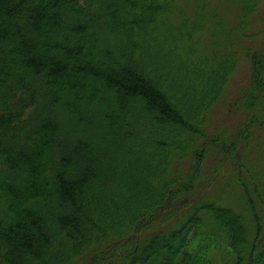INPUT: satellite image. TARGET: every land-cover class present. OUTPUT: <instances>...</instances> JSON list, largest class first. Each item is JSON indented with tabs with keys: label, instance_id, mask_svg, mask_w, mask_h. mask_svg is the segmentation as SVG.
Masks as SVG:
<instances>
[{
	"label": "trees",
	"instance_id": "1",
	"mask_svg": "<svg viewBox=\"0 0 264 264\" xmlns=\"http://www.w3.org/2000/svg\"><path fill=\"white\" fill-rule=\"evenodd\" d=\"M261 1L0 0V264H264Z\"/></svg>",
	"mask_w": 264,
	"mask_h": 264
},
{
	"label": "rangeland",
	"instance_id": "2",
	"mask_svg": "<svg viewBox=\"0 0 264 264\" xmlns=\"http://www.w3.org/2000/svg\"><path fill=\"white\" fill-rule=\"evenodd\" d=\"M215 4V3H211ZM222 12L228 20H235L238 16L237 9L235 6H230L228 4L221 5ZM258 10L254 12L251 17H249V23L246 31L252 30V32L257 33L260 31L262 23L258 20V14L264 9V0L258 4ZM258 41H243L241 45L251 46L253 49H257V45L260 44L262 35H257ZM237 65L231 74V77L222 92V95L217 99V101L211 106L209 123L207 124V132L211 133L213 130H218L224 133L228 137H232L234 132L238 129L240 124L245 123V117L247 109L244 106H239V101L237 105L236 100L241 96L242 88L246 87L251 81V66L248 59L242 54H239L237 58ZM251 140L247 143L245 153L249 155L250 158L254 160L260 157V160L264 159V125H253L250 130ZM221 139H223L221 137ZM225 143L224 140H222ZM240 143L246 142L241 139L238 141ZM242 148V147H239ZM241 150V149H240ZM216 154L209 153L205 161V169L208 170L215 161ZM219 169L221 166H217ZM228 176V175H227Z\"/></svg>",
	"mask_w": 264,
	"mask_h": 264
}]
</instances>
